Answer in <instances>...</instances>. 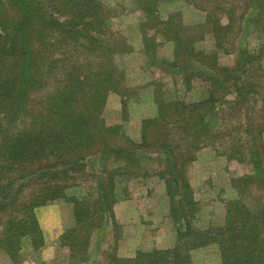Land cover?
I'll return each mask as SVG.
<instances>
[{
  "label": "trees",
  "instance_id": "16d2710c",
  "mask_svg": "<svg viewBox=\"0 0 264 264\" xmlns=\"http://www.w3.org/2000/svg\"><path fill=\"white\" fill-rule=\"evenodd\" d=\"M139 1L136 8L147 22L140 28L174 44L171 71L188 87V69L209 85L202 99L186 102L165 97L152 83L156 115L142 120L141 142L135 144L102 116L107 96L113 92L123 98L122 90L129 89L119 57L130 48L125 36L110 28L111 15L102 1L0 0V251L15 262L21 252L40 248L35 209L65 201L72 205L74 225L59 241L77 260L94 227L124 192L127 176L135 173L129 169L139 165L137 153H155L164 157L159 176L170 198L176 241L167 249H140L123 264H194L192 250L206 245L216 246L217 264H264V201L251 196L253 187L264 191V98L259 92L264 47L246 51L239 67L220 66L216 54L195 50L202 36L181 37L178 11L163 18L161 0ZM204 3L196 6L205 11L198 27H207L215 47L225 49L248 25L247 12H240L238 21L237 8L228 1ZM250 13L255 32L264 36V0H253ZM189 58L188 67L180 64ZM218 89L232 98L218 97ZM216 103L233 112L220 118L227 125L223 128L208 120L214 119ZM204 147L229 160H247L255 173L232 178L236 196L224 202L217 217L195 226L196 203L184 166ZM121 160L124 165H117ZM89 165L100 169L90 173Z\"/></svg>",
  "mask_w": 264,
  "mask_h": 264
},
{
  "label": "crops",
  "instance_id": "0c3cea01",
  "mask_svg": "<svg viewBox=\"0 0 264 264\" xmlns=\"http://www.w3.org/2000/svg\"><path fill=\"white\" fill-rule=\"evenodd\" d=\"M174 1L167 5L172 11L178 9L171 5ZM135 29L141 39L140 44L137 46L132 42V36L124 35L130 48L119 57L123 69L130 70V67L128 68L130 65L126 62L130 57L137 56L134 64L131 65L137 70L134 74L136 80L127 78L125 85L130 88H140L145 85L152 86V83L157 81L172 85L173 71L161 67L166 64L167 57L173 56V42L171 40L159 42L158 36L154 38L152 33L144 32L139 25ZM151 41L153 45L148 49L147 44ZM159 46H164L166 52L158 51ZM152 69L155 70L154 75L152 73L150 78H145L146 71L151 72ZM200 94L199 98L191 102L202 99L204 92ZM150 97L153 103L152 94ZM122 99L118 93H110L102 113L103 118L113 119L114 122L120 121ZM155 115L156 112L152 111L148 118H153ZM143 119L141 115L133 116L124 123L126 136L135 144L141 142ZM142 156V153L136 155V157ZM159 157L157 160L139 162L134 168L140 171L131 175L126 181L122 196L112 205L111 210L104 214L101 224L94 227L86 251L79 255L77 260H74L70 250L59 241L61 234L74 225L72 206L66 205V207L60 201H55L35 209L43 235V245L36 250L24 251L13 264H123V260L133 258L140 249L171 248L176 241V223L171 216V203L166 183L159 176L163 165L161 160L164 157L161 154ZM234 163L237 162L227 159L214 149H202L196 153L194 160L184 166L190 197L196 203L195 219L205 220L211 216L213 206L211 194L214 190L229 186L231 179L237 176L233 170ZM247 164L253 169L250 163ZM7 259L5 262L9 260Z\"/></svg>",
  "mask_w": 264,
  "mask_h": 264
},
{
  "label": "rangeland",
  "instance_id": "374dc122",
  "mask_svg": "<svg viewBox=\"0 0 264 264\" xmlns=\"http://www.w3.org/2000/svg\"><path fill=\"white\" fill-rule=\"evenodd\" d=\"M102 3L104 4V6L106 8L109 9L110 12V28L117 32L120 33L122 35H129L132 36V42H135L136 45L138 46L140 44V37L138 35V32L136 31V26L137 25H141L142 23H147L145 21L146 18H144L142 12L139 11V9L136 8L137 5H139L140 1L139 0H101ZM172 0H161L159 1V4H157V8L162 9L160 12V15H162L161 17L163 18H167L165 15L168 14V12H177L180 13L179 15L181 17H179L180 22H182V25H184L181 28V37L185 36V35H193L196 37H201V39H198L195 44H194V48L195 50H202L204 53L206 54H216L215 57L217 59V63L220 66H225V67H229V68H234V67H239L240 66V62L242 61V59L244 58V53L247 52H252V50H254L256 47L258 48L259 46L264 47V36L257 34L254 30V25L252 22H250L248 19L251 18L253 16V14H251V3L253 0H226L228 1L230 4H233L236 6V18L239 21V16L241 15L240 12H247L246 16H244V20H247L246 23H248L247 26H245L243 24V28H242V32L241 34L238 36L237 40H232L230 41V43H226L225 45V49H217L215 47V42L214 39L212 37V34L209 32V29L206 27L205 29H201L198 27V24H202L203 21L205 20V11L203 9H201V7H196L198 6H203V4H205L204 2L206 0H175L174 2L171 3V5H173V7L178 8L176 11H172L169 6L167 8L168 3H170ZM239 7H238V6ZM163 6V7H162ZM254 5H252L253 7ZM159 9V10H160ZM222 21L225 22V18H222ZM147 25V24H146ZM195 25V26H194ZM151 33V32H150ZM158 35V34H157ZM160 35H158V41L159 42H163V39L161 37H159ZM157 36H155L154 38H156ZM162 40V41H160ZM153 41V40H152ZM152 41L151 43L149 42L147 44L148 49L152 47ZM235 42V43H234ZM235 44V46L233 45ZM158 51L160 50V52H166V48L164 46H159ZM168 59L165 60L166 64L161 67L163 69H167L169 71H171V65H169V62L172 61L171 56L167 57ZM137 59V56H132L127 60V64L130 65L128 66V68L130 67V70H124V74H125V81L126 79L130 78L131 80H136L134 77V74L137 73V70L133 69V67L131 65L134 64V61ZM120 61V60H119ZM192 58H189L187 60H184L182 62H180V64L182 66L185 67V65L188 67L189 64H191L192 62ZM263 64H264V57L262 60ZM121 63V62H120ZM193 64H197L195 62H193ZM162 65V64H161ZM126 67V66H125ZM196 67H198V64L196 65ZM264 68V65H263ZM155 72L154 69H152L151 72H147L146 71V76L144 75L145 78H150L152 75V73ZM161 72V71H159ZM174 73V71H173ZM161 74V73H160ZM188 79H190L189 81L190 83V87H188L187 85L182 84V77L180 74L178 73H174L173 75V84L171 85L169 83L168 84H164L161 81H157L156 84L157 87L160 85L161 86V91H163L165 93V97L167 96H177L179 99H183L186 102H191L192 100H195L196 98H199V96L201 95L200 93L204 92V88H206L209 84L206 83L205 81L202 80V78L198 77V73H196L195 71L188 69ZM140 75V74H139ZM154 75V73H153ZM141 76V75H140ZM143 76V75H142ZM164 78V77H163ZM263 78V77H262ZM140 79V78H137ZM142 81V80H141ZM163 84V85H162ZM174 85L177 86H182V87H173ZM264 85V84H263ZM147 85L140 87V88H133V87H127L129 89L124 88L122 90V95H123V99H124V106H122L123 110H122V119L118 122H114L112 121L113 119H105V122L108 125H119L120 128L122 127V130L124 131V123L126 121V119H128L129 117H133V116H143L144 119L148 118L151 116L152 111L156 112V108L154 103H152L151 100V88L152 86H148ZM192 86V87H191ZM176 88L177 91L176 93H174L175 91H173L172 89ZM191 89V90H190ZM227 90V89H226ZM261 96H263L264 98V86L261 87V89L259 90ZM169 93V94H167ZM174 93V94H173ZM173 94V95H172ZM218 97L220 98H224V100H230L232 98V94H223L221 90L218 89L217 92ZM223 103V101H221ZM222 103H216V109L214 110L213 115L214 119L212 120L211 118H209L208 120H210L213 123L214 127H218V128H223V126H227L225 125L226 122H223L222 118H226L227 114L229 112L233 113L232 111H230L227 107V105H222ZM249 106H251V103L248 104ZM257 108V107H256ZM225 111V112H223ZM221 112V114L219 115V113ZM256 119L258 118V115H253ZM255 119V120H256ZM257 121H263V119H257ZM219 130H223V129H219ZM236 135V132L233 134ZM262 138L264 139V134L262 135ZM202 149H213L212 147H204ZM200 149V150H202ZM198 150V152L200 151ZM215 150V149H214ZM217 152V150H215ZM219 151V150H218ZM218 153V152H217ZM155 154L152 153H146L145 155H143L142 157H136V160L138 161V163H143V162H149V161H153V160H157V158L159 159V155H155L154 157H152ZM113 158V157H111ZM115 160V158H113ZM112 161V159H111ZM117 165H124L123 160L121 161H117ZM237 163H234V172L235 175H237L236 177H239L241 175L244 174H254L255 172L253 171V169H251V167L247 164L248 161L245 160L243 163H239L238 161H236ZM246 163V164H245ZM112 164V168L116 167L117 165L114 164L113 162H111ZM135 167L132 166L130 170H135V173H137L138 171H140L139 169H134ZM100 167L97 165H89L87 168V171L93 174H96L97 171H99ZM128 173V172H126ZM127 180L131 177V175L127 176ZM123 178V177H122ZM124 180V178H123ZM126 180V181H127ZM124 182V181H123ZM231 183V182H230ZM123 185V183H122ZM251 192V196L252 197H258L260 196V198L262 199V201H264V191L258 189V187H253ZM212 195V200H213V206H212V212H211V216L208 219L205 220H197L195 219L196 222H194L195 226H204V223L206 222H210V219L214 216L217 217L219 214L222 213V206L224 205V202L228 199V198H232L236 196V191L235 189L232 188L231 184H229V186H226L224 188H220V190H214ZM122 196L119 193V197ZM249 196V194H248ZM254 202V201H253ZM62 204H64V206H72L70 203L65 202V201H61ZM66 206V207H67ZM150 249V248H149ZM158 249V248H156ZM160 249H164V248H160ZM142 250H147V249H142ZM23 252H21L20 256L22 255ZM8 258V256L0 251V264H13L14 262H12L9 258V261L5 262V259ZM191 259L192 262L194 264H217L219 262V258H218V253H217V248L215 245H206L205 247H201V248H197L192 250L191 252ZM9 262V263H8Z\"/></svg>",
  "mask_w": 264,
  "mask_h": 264
}]
</instances>
